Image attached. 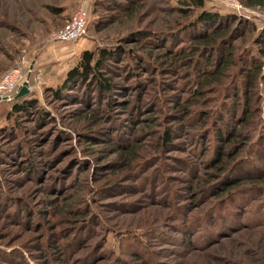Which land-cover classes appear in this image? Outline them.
I'll return each instance as SVG.
<instances>
[{
  "label": "rangeland",
  "instance_id": "374dc122",
  "mask_svg": "<svg viewBox=\"0 0 264 264\" xmlns=\"http://www.w3.org/2000/svg\"><path fill=\"white\" fill-rule=\"evenodd\" d=\"M203 1L0 0V264H264V7Z\"/></svg>",
  "mask_w": 264,
  "mask_h": 264
},
{
  "label": "trees",
  "instance_id": "16d2710c",
  "mask_svg": "<svg viewBox=\"0 0 264 264\" xmlns=\"http://www.w3.org/2000/svg\"><path fill=\"white\" fill-rule=\"evenodd\" d=\"M193 2L198 6V7H203L204 6V1L203 0H193ZM256 3H258V5H260L261 7H264V0H255ZM204 20H214V21H217L219 19L218 15L216 14H205V16L203 17ZM218 30H216L211 36L210 35H206L204 37L203 40H207V41H211V39L213 40H216L217 38V32ZM214 36V37H213ZM263 54H264V47L261 49ZM107 53L106 52H102L101 53V56L99 57V60H98V63L97 65L103 61L105 62L104 60V57L106 56L107 57ZM95 60L94 58V55L89 52V51H85L83 52V55H82V59H81V62L79 63V66L77 69H74L72 72H71V77L74 78L75 75L76 76H85L87 73L91 74V73H94L96 76H98L99 78V83L101 85V88L103 90H105L106 92H108L111 88H112V85L111 83L107 80V79H103L100 77V74L97 73V71L95 70L94 67H92V63L93 61ZM223 62H228V60H225ZM218 69V68H217ZM219 73V70H216L215 72H213L212 74H218ZM251 75H249L250 77ZM256 75L251 79H255ZM210 79L211 83L210 84H215L216 82H218L219 79H215L213 76L210 77V76H207L206 77V80ZM250 80V83L252 84L253 82ZM16 98V97H15ZM16 99H21V98H16ZM19 108V105L17 104L15 109L18 110ZM184 110L188 111V109L184 108ZM233 135V133H230L228 136H222L220 137V140L224 143V145L228 142H230L231 140V136ZM170 140H171V136H170V132L167 131L166 132V135L164 136V144H169L170 143ZM222 143V144H223ZM126 149L128 151V155L129 157L131 158V160H134V156H135V148L133 147L132 144H129L126 146ZM224 153H222L219 158H218V161H219V164L220 166H216L218 168V170L222 173L224 170L227 171V163H229L228 160L225 161L224 157H223ZM219 175V174H218ZM217 175V176H218ZM239 184V181L238 180H235L233 182H230V183H227V185L223 188L225 191H229L231 192L233 189V187H235L236 185Z\"/></svg>",
  "mask_w": 264,
  "mask_h": 264
},
{
  "label": "built area",
  "instance_id": "2783aa9c",
  "mask_svg": "<svg viewBox=\"0 0 264 264\" xmlns=\"http://www.w3.org/2000/svg\"><path fill=\"white\" fill-rule=\"evenodd\" d=\"M228 7L237 9L238 0H225ZM88 25V11L84 4L62 29L54 33L51 38L53 42L75 43L86 33ZM18 70L9 71L0 81V100L13 99L16 96V87L20 82ZM14 91V92H13Z\"/></svg>",
  "mask_w": 264,
  "mask_h": 264
},
{
  "label": "water",
  "instance_id": "95a60500",
  "mask_svg": "<svg viewBox=\"0 0 264 264\" xmlns=\"http://www.w3.org/2000/svg\"><path fill=\"white\" fill-rule=\"evenodd\" d=\"M28 88H27V83H24V85L19 89V91L16 93L15 97H22L26 94H28Z\"/></svg>",
  "mask_w": 264,
  "mask_h": 264
}]
</instances>
